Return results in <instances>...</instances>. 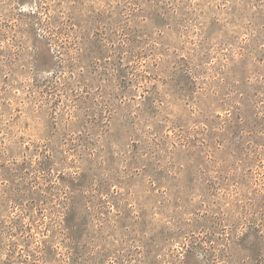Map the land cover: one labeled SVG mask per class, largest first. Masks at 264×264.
Listing matches in <instances>:
<instances>
[{
  "label": "rangeland",
  "instance_id": "rangeland-1",
  "mask_svg": "<svg viewBox=\"0 0 264 264\" xmlns=\"http://www.w3.org/2000/svg\"><path fill=\"white\" fill-rule=\"evenodd\" d=\"M0 264H264V0H0Z\"/></svg>",
  "mask_w": 264,
  "mask_h": 264
}]
</instances>
